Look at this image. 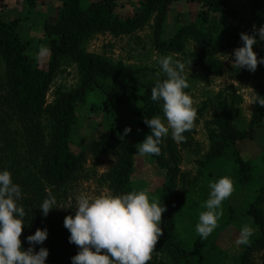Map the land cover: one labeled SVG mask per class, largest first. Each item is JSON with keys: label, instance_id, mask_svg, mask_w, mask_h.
Here are the masks:
<instances>
[{"label": "trees", "instance_id": "trees-1", "mask_svg": "<svg viewBox=\"0 0 264 264\" xmlns=\"http://www.w3.org/2000/svg\"><path fill=\"white\" fill-rule=\"evenodd\" d=\"M41 1L22 0L27 13L32 15ZM237 1L248 7L247 15L241 13L232 0H140L137 12L128 10L121 0H92L87 5L82 0H62L58 17L55 20L46 17L40 25L41 41L50 54L46 67L31 55V42L19 32L21 19L0 14V61L5 68L4 77L0 79V170H9L13 181L22 188V198L17 202L26 212V226L20 237L22 247H29L25 238L37 228H47V239L42 245H36L35 250L40 247L49 250L46 264H71L78 247L69 243L70 233L64 227V219L44 217L39 205L48 196V187L53 190L65 187L75 178L88 154L115 155L106 179L113 194L146 190L134 179L137 149L132 142V131L123 135L128 125L114 121L109 110L113 104L125 106L133 96L138 105V126L146 136L150 128L144 118L163 115L162 101L151 100V88L157 80L144 81L139 68L88 51L87 39L100 33L133 35L153 22L157 50L183 52L192 39L197 45L191 53L194 64L218 76L224 73L219 55L241 46L240 33H251L253 25L259 28L264 24V0ZM0 3L6 5L8 0H0ZM170 22L173 27L169 31ZM253 50L258 57H264V41L258 40ZM65 61L78 65L81 82L72 89L59 91L50 103L48 92ZM254 78L256 94L264 96V65L257 66ZM89 94L103 95L109 102L104 105L106 129L76 152L72 143L80 118L78 106L86 102ZM242 101L235 85L225 86L217 93L215 110L206 121L211 144L205 159L199 161L200 174L206 173L205 167L221 155L232 165V171L222 172V176L236 174L240 182L256 175L258 157L264 164V147L257 157H246L239 149L240 143L253 141L264 132V106L256 102L249 127L240 129L234 117ZM183 135L185 145L189 134ZM160 147V154L152 158L166 170V175L152 200L166 207L162 214L166 231L159 236L152 253L168 254L174 264H264V170L259 171V186L254 192L248 191L242 201L243 212L251 217L255 227L253 235L235 254L220 247L217 238L201 240L198 235L192 238L180 235L177 215L194 191L198 194L203 190L196 189V182L200 180L196 177L188 191L180 190L178 182L183 170L179 144L165 137ZM240 192L235 189L229 199ZM225 218L229 221L227 225L237 219L233 206L228 207ZM258 254L261 263H258ZM147 264H158V261L152 258Z\"/></svg>", "mask_w": 264, "mask_h": 264}, {"label": "rangeland", "instance_id": "rangeland-1", "mask_svg": "<svg viewBox=\"0 0 264 264\" xmlns=\"http://www.w3.org/2000/svg\"><path fill=\"white\" fill-rule=\"evenodd\" d=\"M82 1L84 5H87L92 0ZM121 2L126 4L128 10L139 11L140 0H121ZM232 2L241 13L246 15L249 13L248 7L243 3L237 0H232ZM61 5L62 0H42L36 8V13L32 15L31 12L27 13L22 0H8L6 5L0 3L1 15L8 18L21 19L19 32L25 39L31 42L32 48L30 53L42 67L47 66L50 54L49 51L41 54V49L44 46L41 41L40 25L46 17L49 20H55L59 15L58 12ZM28 15L29 17H27ZM152 25L153 22L133 35L114 36L110 33L95 34L87 39L85 47L88 51L99 53L114 62H123L126 65L139 68L141 70L140 77L144 81L166 77L159 65V59L163 56L171 55L175 59H179L185 63L184 74L189 82V88L185 89V91L193 100V108L196 110L197 116L192 129L186 131L189 134V142L184 145L182 141H176L181 149V167L183 170L178 187L180 190L188 191L191 187V181L200 178L196 182V189L203 191L198 192V194L194 191L190 195L176 217V227L180 235L184 237L188 235L189 238H192L194 235H198L195 225L198 222L199 214L206 210L202 205L209 198L210 183L223 177L222 172L227 173L228 171H232L231 161L227 158H222L221 155L216 161L205 167L206 173L200 174L201 164L199 161L205 159V155L209 151L211 144L208 129L206 128V121L211 119L212 113L215 110L214 105L217 93L225 86L235 85L240 95H242L243 101L234 117V123L240 129H247L249 127L255 104L253 101L256 96L254 72L244 69L238 70L232 67V53L235 49L233 48L219 55L224 65V73L218 76L208 74L200 66L194 64L192 60L191 53L197 48L194 40L191 39L187 42V47L183 52L165 53L159 51L154 45ZM172 27L173 23L167 24L169 31ZM4 71V64L0 61V79H3ZM80 82L81 74L78 65L73 61H65L48 92V102H53L59 91L72 89L79 85ZM1 91L2 84L0 83V93ZM108 103V101H105L103 95L89 94L86 102L78 106L80 118L73 134L72 147L74 151H80L87 145L86 143L89 140L97 137L106 129V111L104 105L106 107ZM137 110L138 105L133 96L125 106L121 107L113 104L109 110L110 117L114 121L131 126L132 142L136 147L145 138L144 132L138 126ZM160 117L162 120L164 119L163 115ZM44 124L47 126L48 122L44 120ZM168 137H171V133H169ZM263 147V131L253 141L248 140L239 144L240 152L246 157L251 155L257 157ZM115 159L114 154H106L99 157L88 154L83 168L67 186L55 188L54 190L48 187L47 195L55 197L57 201L56 207L59 208L51 210L47 217L64 219L67 215H74L76 197L80 194H87L93 197L102 193L113 194L106 179L107 173L114 164ZM257 160L259 165L256 168V175L254 177L240 182L236 174L230 175L234 183V190L238 189L241 192L234 198H227L222 202V215L218 220V227L209 236L213 239L217 238V244L220 247L235 254L244 247V245L236 243L240 229L244 225H248L251 228L254 227L251 217L243 212L242 201L246 198V193L248 191L254 192L261 181L259 171L264 170V164L261 162L260 157ZM165 175L166 170L161 168L153 160L152 156H142L137 153L134 179L136 183L145 186L147 190L145 191L151 200L162 186ZM206 196L207 198L203 201ZM229 206H233L235 209L237 219L227 225L225 223L229 221L225 218V215ZM244 208L246 210V205ZM229 217L230 215H228ZM160 227L162 228L163 235L166 231V220L163 217ZM151 255L152 258L157 259L158 264H160L159 261L161 260L163 264H174L173 259L168 254L152 253ZM258 263H261L260 254H258Z\"/></svg>", "mask_w": 264, "mask_h": 264}, {"label": "clouds", "instance_id": "clouds-1", "mask_svg": "<svg viewBox=\"0 0 264 264\" xmlns=\"http://www.w3.org/2000/svg\"><path fill=\"white\" fill-rule=\"evenodd\" d=\"M240 40L241 46L232 53V67L255 72L258 65H264V57H258L253 50L258 40L264 41V24L259 28L253 25L251 33H240ZM46 52L47 49H41V54ZM159 65L166 78L157 79L151 88V100L162 101L164 119L160 116L144 118L150 132L136 147L142 156L159 155L160 145L169 133L173 140L184 141L183 134L192 129L197 116L193 100L185 91L189 88L185 63L167 55L159 59ZM256 102L264 106V96L256 94L253 103ZM131 131V126H126L123 135ZM209 187V198L202 205L206 210L199 214L195 225L201 240L207 239L218 227L222 202L234 192V183L228 176L211 182ZM21 198L22 188L13 181L12 173L0 170V264H46L49 250L35 248L47 239V228H37L25 238L29 247H22L20 237L26 226V212L17 203ZM56 203L52 195L44 198L39 205L42 215L47 217L51 210L59 208ZM165 211L164 204L150 201L146 191L102 193L95 197L80 194L76 197L74 215L65 216L63 222L70 233L69 243L78 247L71 264H147L162 235L160 224ZM252 235V228L244 225L236 243L246 245Z\"/></svg>", "mask_w": 264, "mask_h": 264}]
</instances>
